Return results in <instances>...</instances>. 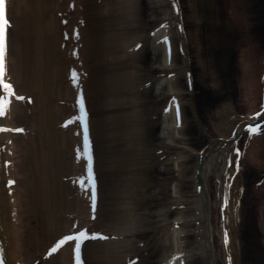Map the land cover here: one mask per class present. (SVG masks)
<instances>
[{
	"label": "bare ground",
	"instance_id": "1",
	"mask_svg": "<svg viewBox=\"0 0 264 264\" xmlns=\"http://www.w3.org/2000/svg\"><path fill=\"white\" fill-rule=\"evenodd\" d=\"M134 1L108 0L100 7L97 0H8L11 25L6 77L12 84L15 81L16 94L26 93V100L10 99L7 108L12 109L11 116L0 117V125L14 129L34 119L29 127L34 130L31 137L15 136V157L23 168L16 170L12 164L11 172L23 182L19 180L16 193L10 195L0 181V235L11 264L20 259L28 264L40 260L50 243L68 233L73 222L70 215L89 226L88 238L94 239L87 240L83 248L89 255L86 264H154L156 256L160 257L158 264H227L224 255L233 259L231 264L243 259L241 227L245 224L241 226L242 209L237 203L250 192L248 179L243 178L247 168L241 167L240 161L245 166L249 160L264 171V125L255 133L243 127L256 123L248 120L264 94V60L244 50L252 89L246 82L242 98H252L255 106L239 117L232 104L225 103V110L217 112L221 121L210 122V129L202 127L209 136L204 143V134L188 127L200 117L195 115L198 121H194L178 112L184 107L181 97L190 93L187 86L182 88V82L192 79L195 89L199 85L189 53L186 18L181 17V10L175 13L180 0H150L152 16L144 24L139 16L132 19ZM98 8L105 9V15H99ZM110 15L115 28L105 43L101 39L104 23L99 24L97 16L105 19ZM170 18L176 19L177 28ZM104 52L107 62L102 58ZM146 55L149 63L148 59L144 62ZM85 70L90 73L86 87L74 90L85 78ZM96 70L105 79L91 84ZM208 74L213 80L219 77L212 71ZM107 83L111 86L104 94ZM213 84L215 90L222 89L221 81ZM99 92L103 95L94 97ZM121 92L119 100L116 97ZM81 98L85 109L88 106L93 112L86 128L92 129L94 158L104 163L106 170L109 164L115 169L113 181L108 183L101 176L99 186L100 195L108 191L111 207L103 209L100 199L95 217L89 200L84 199L88 190L75 187L84 161L76 159L75 146L77 141L81 144L82 132L77 135L74 130L78 122L71 119L77 112L72 102L80 103ZM113 106L123 111L113 116L109 114ZM79 110L78 117L81 105ZM89 130L84 133L88 139ZM238 132L245 133L247 140L241 157L232 151L239 148L240 141H235ZM0 134L2 146H9L10 134ZM85 162L88 165L87 158ZM257 189L264 198V187ZM163 193L166 195L161 198ZM114 196L118 206L112 204ZM64 198L68 200L64 202ZM259 208L257 230L250 231L253 235L264 233V201ZM97 226L100 238L93 234ZM223 235L230 236V241L225 242ZM146 249L152 251L149 257ZM50 253L51 258L43 259V264L72 263L71 242L61 246L56 255Z\"/></svg>",
	"mask_w": 264,
	"mask_h": 264
},
{
	"label": "rangeland",
	"instance_id": "2",
	"mask_svg": "<svg viewBox=\"0 0 264 264\" xmlns=\"http://www.w3.org/2000/svg\"><path fill=\"white\" fill-rule=\"evenodd\" d=\"M180 4L183 10V16L186 18L187 27L190 31L188 46L191 62L194 68H196V72H198L199 79L197 81L199 85L196 86L194 90V94H196V110L195 112L193 111V106L191 107V104H189V97L186 96L187 107L185 114L187 118L193 117L194 121L197 119L195 115L200 117V121L197 119L198 122H195L197 124H193V122L190 121L191 123H188V127L193 129L194 133H197L198 130L200 133H203L202 127L210 129V122L215 121V123H218L221 121V117L217 112L221 109L225 110V103L228 102L232 104L233 108L236 109L235 111L239 112V117H243L250 108L255 106V102L252 98H242L246 86L245 84L249 83L248 87L252 89V82L248 81L252 76H249V73L245 71L246 67L244 66L243 56L245 54L244 50L247 49L246 52H254L255 57H262L264 60V0H181ZM124 6L126 7V5ZM121 9L122 8L118 10ZM98 10L99 15L105 13V9L103 8H98ZM132 10V19L138 18L139 16L143 19L142 24H144V22L151 18L153 9L150 5V0H136L133 2ZM123 11H126L125 8ZM97 17L99 24L104 23V25L101 26V28L104 29L103 31H105L102 33L101 37L102 41H104L106 36H109L107 34L111 35L112 32L114 33L115 24H113L114 27H112L110 21L113 15L105 19L102 17L99 18V16ZM125 18H127V16ZM104 42L106 43V41ZM103 55V57H107L105 52ZM145 57L144 62L148 59L149 61L147 62L149 63V56L146 55ZM202 60L204 61L202 62ZM105 62H107V60H105ZM147 62L145 64H148ZM208 71H212L214 76H219L214 79L223 83L222 89H214L216 84L214 85L213 83L215 80L209 77ZM100 76L105 79L103 74L96 70L95 79L97 81H99L98 79ZM102 84L101 82V85ZM106 86V90L104 87L102 88L105 90L104 94L107 92L109 93V87L111 85L108 86L107 83ZM100 94L102 95V92H100ZM121 96L122 92L116 98L119 99ZM109 99L112 100L110 95ZM257 101L260 102L259 99ZM200 104H202L203 109L202 106L199 107ZM258 106H260V104L256 105L253 109ZM115 113L116 112L113 111L109 114L114 116ZM16 122L20 123L18 120ZM203 134V138L201 139H203L202 141L205 143L209 136L205 133ZM154 138L158 141L156 135H154ZM263 142L264 139L261 140L262 144H264ZM244 164L246 166H244V168H247V174L246 176L244 175L243 178L248 179L246 182L249 184L248 191L250 193L247 192L246 194L245 199H247V201L244 202L241 214V218H243L241 226L245 224V226L241 227V238L243 239L242 245L244 248L242 250L243 256H241L243 258L241 259L242 262L240 258H238V262H240V264H264V233L261 234L257 232L254 235L252 234L253 232L250 233L252 229H255V231L257 230V221L260 219L262 207H259L262 201H264V198H261L263 195L262 190H258L255 185H257V181L260 177H264V171L249 160H245ZM247 175L249 177H247ZM259 186L264 187L263 185ZM121 193L122 191H120V194ZM67 200L68 199L64 198L63 201L66 202ZM247 216H250V219H248ZM236 253L237 256L240 255L239 251Z\"/></svg>",
	"mask_w": 264,
	"mask_h": 264
},
{
	"label": "snow or ice",
	"instance_id": "3",
	"mask_svg": "<svg viewBox=\"0 0 264 264\" xmlns=\"http://www.w3.org/2000/svg\"><path fill=\"white\" fill-rule=\"evenodd\" d=\"M180 9H178L179 11ZM11 25V20L9 19L8 16V0H0V85H2L4 95H0V115L5 114V110L11 103L10 98L16 95V90L15 87L12 83H10L6 79V55H7V47H8V28ZM169 44L171 43L170 39L167 41ZM77 77L79 76V73H76ZM21 99H24V97H20ZM83 98H81V104H83ZM171 110V109H169ZM259 116H264V113H258ZM9 129H0V131H7ZM259 128L257 127H252L251 131L254 133L258 131ZM19 131H23V129H20ZM237 152L240 151V149H236ZM88 159L90 161L94 162V156L92 153H89ZM239 167V166H237ZM90 173H91V181L93 187L96 186V173H95V167L94 163L93 166L90 168ZM12 183H16L15 181H12ZM89 236L88 230L85 229L82 232H79L75 235H67L64 238L60 239L59 242L55 245V247L52 248V252L58 251L61 246L65 245L69 241H83L85 238ZM96 238H100L99 234L97 235ZM107 238V237H104ZM229 241H230V236H229ZM80 249H77V253L79 255ZM51 254V253H50ZM82 264V262H81Z\"/></svg>",
	"mask_w": 264,
	"mask_h": 264
}]
</instances>
